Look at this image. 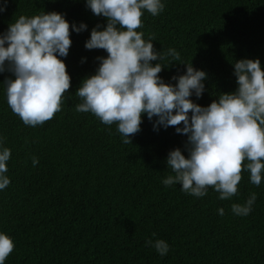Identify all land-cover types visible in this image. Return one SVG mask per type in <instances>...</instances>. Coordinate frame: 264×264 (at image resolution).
<instances>
[{
    "label": "trees",
    "instance_id": "obj_1",
    "mask_svg": "<svg viewBox=\"0 0 264 264\" xmlns=\"http://www.w3.org/2000/svg\"><path fill=\"white\" fill-rule=\"evenodd\" d=\"M164 2L157 16L144 11L137 31L154 38L158 51L180 53V61H160L165 82L175 83L172 77L186 71L181 62L206 71V91L193 96L195 102L207 106L220 92L236 89L235 60L259 58L264 67V0ZM43 11L62 12L88 29L71 33L63 58L71 86L61 111L43 125H26L11 110L3 82L12 74L0 73V137L11 149V183L0 190V231L15 244L5 264H264V180L256 186L242 171L231 200H220L211 187L198 198L179 184L165 186L174 174L168 152L184 149L186 135L175 126L156 131L145 115L141 131L126 144L115 123L76 110L82 80L95 73L96 58L107 55L86 49L85 41L106 18L94 15L85 0H9L0 12V33L20 15ZM253 192L250 214L235 215L231 205L244 204ZM150 238L166 240L168 254L146 246Z\"/></svg>",
    "mask_w": 264,
    "mask_h": 264
},
{
    "label": "clouds",
    "instance_id": "obj_2",
    "mask_svg": "<svg viewBox=\"0 0 264 264\" xmlns=\"http://www.w3.org/2000/svg\"><path fill=\"white\" fill-rule=\"evenodd\" d=\"M9 0H0V12L7 10ZM86 8L106 18L105 25L91 29L85 48L103 49L94 74L86 76L76 94L82 102L79 112H91L106 125H117L124 143L141 131L146 115L154 130L175 126L178 134L187 136L184 149L168 152L167 168L172 170L162 183L181 185V190L204 197L209 187L220 200H231L238 192L242 171L250 173V182L259 186L264 180V67L259 58H242L233 63L237 87L220 92L207 106L195 102L206 91V71L192 63H183L186 71L174 75L175 83L165 82L159 73L160 62L171 58L180 61L175 48L158 51L154 38L144 39L137 31L144 11L153 16L165 9L164 0H85ZM88 25L70 23L58 11H43L33 16L20 15L0 33V73L6 77L7 103L24 124L43 125L61 111L64 94L70 89L71 76L65 60L72 44L71 33L86 31ZM156 63H153V62ZM187 152V156L184 152ZM11 149L0 137V190L11 180L8 161ZM33 165L39 163L33 157ZM257 199L251 193L244 204L233 203L232 212L247 216ZM224 215V208L218 209ZM155 236V233H153ZM161 257L170 251L164 239H147ZM11 236L0 231V264L14 250Z\"/></svg>",
    "mask_w": 264,
    "mask_h": 264
}]
</instances>
